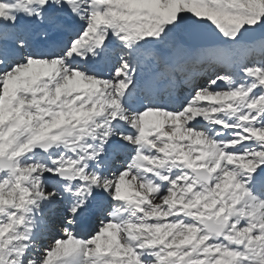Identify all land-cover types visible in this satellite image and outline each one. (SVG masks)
<instances>
[{
	"label": "rangeland",
	"instance_id": "obj_1",
	"mask_svg": "<svg viewBox=\"0 0 264 264\" xmlns=\"http://www.w3.org/2000/svg\"><path fill=\"white\" fill-rule=\"evenodd\" d=\"M101 1L94 0L87 7L91 14L89 20L71 37L75 39L81 33L80 39L89 40L96 26L104 20L102 39L109 38L112 47L105 74L115 77L117 83L112 87L111 101L117 102L122 88L139 78L136 77L138 68L130 66L135 77L130 76L126 81L123 63L132 60L127 55L134 57L136 63H140L138 58L145 62L142 64L146 72L149 71L146 62L151 63L150 77L160 59L171 55L175 47L190 49L181 47L179 39L189 36V27L193 24L222 30L225 42L215 47L230 48L227 56L219 53L205 56V47L197 48L190 58L197 55L208 61L215 55L230 58L245 75H240L238 69L221 73L208 65L209 61L206 66L211 70L203 68L206 78L203 75L199 79L195 96L187 98L183 106L169 110L171 115L177 116L173 120L175 125L149 117L151 109L162 110V105L143 106L142 102L152 105L144 91L133 92L131 97L126 93L125 99H134L127 110L143 107L139 109V126L132 131L110 129V109L99 95L92 94L87 103L77 100L71 107L62 105L59 100L50 102L43 95L32 105L15 101L10 110L13 117L8 125L0 127V156L13 160V169L0 168V264H264V187H260L264 184V48L263 44H258L257 50L245 49L243 43L248 42L237 41L246 26L264 29V0ZM42 2L54 4L56 0H0V22L15 15L17 4L24 5L27 15L39 14ZM11 33L10 29H0L2 45ZM76 39L80 48V39ZM139 45H147L150 53L147 49L142 52ZM72 48L58 52L57 59L65 61ZM177 52L181 56L182 51ZM148 54L154 57L146 60ZM4 66L0 65V72L8 73L12 83H6L7 92L10 88L16 89L15 82L31 80V75L37 74V66L25 57H19L15 68L9 66L4 70ZM18 66H22V70L17 69ZM76 68L69 69V81L80 79ZM92 70L87 72V77ZM213 70L220 78L210 79ZM211 81L215 82L209 85ZM1 95L0 102L5 97ZM79 96L84 100V94ZM5 111L0 106V120ZM205 115L220 123L217 130L200 123L196 127L198 123L194 121ZM9 128L14 134L4 142L3 132ZM219 132L225 133L227 139H217ZM112 139H119L120 145L131 141L135 146L129 152H123L120 147L115 156L109 158V166L116 168L123 178L106 185L107 206L97 215V226L92 233H84L81 239L73 233L76 210L73 209L78 204L90 208L91 197L66 202L61 185H51L49 180L58 177L59 168H69L75 180H61L74 182L71 189L74 195L84 196L92 182L103 186L106 182L103 173L92 165L105 153L103 147ZM43 140L56 148L53 164L41 154L47 150L34 149V144ZM136 142L148 145L146 150L149 148L150 153L139 149ZM14 143L16 147L10 151ZM24 146L28 147L25 151ZM138 163L142 170L150 168L147 170L150 176L141 171ZM190 167H205L211 171L212 184L198 182ZM28 170H33L32 176ZM30 180L37 186L30 184ZM162 180L165 182L161 183ZM35 194L51 202L47 206L40 202L35 211L41 216L53 213L55 220H60L33 225L24 233L22 225L28 218V207L37 204ZM207 218L227 223L224 233H208L204 227ZM38 232L42 236L35 238ZM22 235H27L29 240L20 244ZM18 245V251L12 252V247Z\"/></svg>",
	"mask_w": 264,
	"mask_h": 264
},
{
	"label": "bare ground",
	"instance_id": "obj_2",
	"mask_svg": "<svg viewBox=\"0 0 264 264\" xmlns=\"http://www.w3.org/2000/svg\"><path fill=\"white\" fill-rule=\"evenodd\" d=\"M93 2L94 0H56L54 4H48V2H42L41 3L42 11L40 12L41 14L39 13V14H30V15L26 14L24 6L17 4L14 10L15 15L9 16V18H6L5 21L0 22V29L12 30V33L8 35V38H7L8 41L6 40L7 41L6 43L3 42V45L0 43V50H1L0 51V65H5L4 70L8 69L9 66H13V67L16 66V64L18 63L19 57H25L29 63L31 64L33 63L37 66L36 67L37 74L35 76L31 75V80L29 79L24 80L21 83H19L20 81L15 82L14 85H16V89L10 88L9 92L6 91V83L10 82L11 76L8 75V73L0 72V85H1L0 95L1 93L5 95L3 101L0 102V106L7 110L4 112V116L0 120V127L2 124L8 125V122H10V118L13 115V113H11L10 110H13L14 103L17 100H20V101L22 100L27 106V105H32L33 103L36 102V100H39L40 98L43 97L44 99L50 100V102H55L56 100H59L60 102H62V105L64 104V105L71 107V105H73L77 100L83 101V103H87L89 99L91 98L92 94H95V95H99V97L102 96L104 98V103L106 104L107 108L110 109L109 110L110 115H111L110 124L112 125V128L110 129H112L113 131L118 128L126 129V131L127 130L132 131V130L137 129V127L139 126L138 124L139 123L138 117L140 116L139 109L143 107H135V108H131L132 110H127L130 106L129 105L130 103L128 101L129 99H125L124 96L126 93L128 94L130 93L131 95L133 92H136L139 90H142L145 92V89H141V85L143 86V84L145 83L147 84L150 82H148L149 80H147V78L144 80L143 84L141 83L142 79L141 81H139V83L138 81L137 82L132 81V83L131 81H129L122 88V92H121L122 95L118 99L117 102L111 101L109 99V97L111 96L112 87H115L117 83H116V79H114L115 77H111L110 75L105 74V71H107L106 62H107V59L111 57L110 51L112 50V47H110L111 45H109V41H110L109 38L102 39L104 28H105L103 25L104 20L103 21L100 20L101 21L100 24L96 26L89 40H85L86 39L85 37H84L85 39H80L79 40L80 48H78L79 46L73 47L72 50H70L67 53L68 60L66 59L64 61L63 59H57L59 58V55L49 52V49H52L57 44V40H59V37L64 38L65 35L71 36L73 34H76V31H74V28L72 27V25L78 26L81 24V26H83L87 22V20H89L91 14L89 11L90 8L88 10L87 7H90V4ZM97 2H102V1L97 0ZM179 4H182V2H180ZM108 34H111V33H108ZM258 44H263V46L261 47L264 48L263 40L255 41L252 43H243V47L245 49H249V48L253 49V48H256ZM228 47L229 46H224V45H220L216 47L215 46L205 47L203 48L204 55L207 56L210 54L219 53V54H222L223 56L224 55L227 56L228 51H229ZM150 51L151 49L148 50L147 52L150 53ZM61 52L62 51H59V53ZM177 54L179 56V52H177L175 55L177 56ZM101 56L103 57L102 60H100ZM113 59H115V57ZM170 59H173V58H170ZM74 65H79L78 67H80V68L78 67L76 68L79 70L80 79L69 81L67 79V75L69 73V69H71L72 67H75ZM88 65L94 66L96 68V71H99L100 73L98 75H96L97 73L93 75L94 73L92 70L93 68L90 67V69H88ZM21 67L18 66L17 69L22 70ZM91 70L93 73L91 74L90 77H87V72ZM141 70L145 72L147 71L143 68V66L141 68H138L136 77H140ZM97 76L99 77L105 76L109 78L100 79L101 81L92 79ZM218 84H223V83H221V81H218ZM80 94H84V100H82L83 97L79 96ZM173 104L174 103H171L170 105L173 106ZM142 105L146 107L152 106L151 104H148V105L143 104V102H142ZM161 107H162V110L161 109L157 110L156 108H155L156 110L151 109V112L149 113V117H151V119L153 120L160 119L162 121L161 123H164V124L165 123L168 124L169 122L174 123L173 120L177 119V116L171 115L170 113L171 111H169V109H167L165 105H162ZM127 113L129 114L127 115ZM179 121H176V122H179ZM194 122H197L198 124L199 123L203 124V126H206L209 128L211 127L213 131L217 130L218 126H220L218 125L220 123H217V121L214 118H211V116L209 115H205V117H200ZM10 129L11 128L3 132L4 135L2 138L4 142H7L8 139H10V137L14 134L13 130H10ZM226 137H227L226 134L223 132H219L216 135V138L221 139V140L227 139ZM106 139L108 138L106 137ZM119 142H120L119 139H112L111 141H107L106 145L103 147V149L105 150V153L100 154L98 157V160L94 162L95 164L92 165L94 166V168H98L103 173L102 177L104 178V182L106 181L105 183H103V186L101 187L97 186L96 182H92V186L89 187V189L86 188V194L82 196V194L74 195L73 192L71 191V189L74 186L73 185L74 182L66 183L62 181L61 179H59L57 176L54 179L49 180L51 182V185L52 184L61 185V188H62L61 192L64 196V199L67 200L66 202L69 201L71 203V201H73L74 198H77V197L82 198L83 201L89 200V198L91 197L90 200H92V203H91L90 208H84L83 206H80L81 204H78L79 206L73 209V210L76 209L73 214V219L75 220V223H73L74 224L73 233L76 232L75 234H78L79 235L78 237H80L81 239H84L83 237L84 233L89 234L91 230L94 228V226L95 225L97 226V221H96L98 218L97 215L102 214L99 212L101 211L102 208H105L107 206V204H105L106 203L105 197H107V195L104 193V190L106 191L107 189L106 185L110 186L111 184L118 183L123 178L122 174L118 173L119 171L116 168L109 166L110 164L109 158L115 156V153L119 151L120 147L123 150V152L124 150L129 152L134 149L135 145L131 141L125 142L122 145H120ZM218 142H220V140ZM146 146L148 145L139 143L138 148L145 150L146 151L145 153L148 154L147 151L149 148L146 150ZM15 147H16V143L12 144L11 148H9L10 151H12ZM27 148H28L27 146H24L23 148L24 151L27 150ZM35 150L42 151L44 149H35ZM152 151H154V149ZM148 152L150 153V150ZM55 153H56L55 147L47 151L41 152V154L52 164L55 161L54 160ZM100 163H102L103 165L100 166L99 165ZM139 163L137 165H139L141 171L146 172L150 176V172L147 171L150 168L146 170L145 169L142 170L143 168L141 164ZM32 171L33 170H28L30 174ZM33 181L30 180V184L37 186V183ZM163 181L165 182V180H162L161 183H163ZM34 198L37 204L32 203L28 207V218L25 220L24 224L22 225L24 233H26V231L29 232V230L32 228L33 225H39V224L48 223V222L50 223L58 222L60 220V218L58 217L57 218L59 220H55L56 216L53 215L52 211H47V212L52 213L48 216H43V215L41 216L39 213H37L35 211V208L36 206L39 205L40 202H44L45 206L49 205L51 202L46 201L45 197H42L39 194H35ZM122 201L125 202V200H122ZM22 236L23 237L21 238L19 242L20 244H22L24 240H27V241L29 240V238H27V235L26 236L22 235ZM37 237L38 236H35V238ZM19 245L14 248L12 247L11 251L12 252L18 251Z\"/></svg>",
	"mask_w": 264,
	"mask_h": 264
},
{
	"label": "water",
	"instance_id": "obj_3",
	"mask_svg": "<svg viewBox=\"0 0 264 264\" xmlns=\"http://www.w3.org/2000/svg\"><path fill=\"white\" fill-rule=\"evenodd\" d=\"M189 38L196 46L216 45L223 39V31L215 28L206 27L202 24H193L189 27ZM258 37H264V29L260 27L246 26L242 34L238 37L240 40H253ZM183 43L187 41L181 38ZM51 146L47 140L40 141L34 144V149H48ZM0 168L13 169V160L7 156H0ZM191 171L195 174L199 182L211 185L213 181V174L205 167H193ZM58 177L65 180H74L75 176L69 168H60L58 170ZM204 227L210 234L222 235L227 227L225 222H217L213 218H207L204 221Z\"/></svg>",
	"mask_w": 264,
	"mask_h": 264
}]
</instances>
